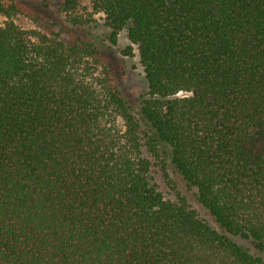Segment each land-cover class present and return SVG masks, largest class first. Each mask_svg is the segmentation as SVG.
<instances>
[{
  "label": "trees",
  "instance_id": "trees-1",
  "mask_svg": "<svg viewBox=\"0 0 264 264\" xmlns=\"http://www.w3.org/2000/svg\"><path fill=\"white\" fill-rule=\"evenodd\" d=\"M91 8L0 0V264H264V0Z\"/></svg>",
  "mask_w": 264,
  "mask_h": 264
},
{
  "label": "rangeland",
  "instance_id": "rangeland-1",
  "mask_svg": "<svg viewBox=\"0 0 264 264\" xmlns=\"http://www.w3.org/2000/svg\"><path fill=\"white\" fill-rule=\"evenodd\" d=\"M92 12L91 8V0H81V13L84 15H88V13ZM95 21L91 24L88 29L89 39L94 42L99 48L102 50H107L109 46L108 42V33L109 30L104 26V15L103 14H96L94 15ZM4 19H1L3 22ZM15 22L23 27L26 30L34 29V25L25 18L18 17L15 19ZM129 45V40L127 38L126 32H123L119 37V44L118 49H123ZM125 64L127 69L131 73V78L129 81L125 82V88L127 91L137 92L140 88L145 87V78L143 74L142 67L139 63L138 53L135 51V56L132 58H124ZM171 175V173H170ZM155 182L159 186L160 191L164 194L165 197L168 199H174L175 192L168 186V181L165 178L164 174L161 172L155 173ZM181 192L188 198L190 204L194 209H198L200 214L203 217H207L205 211L202 210L194 200V193L193 191H188L183 186L180 188ZM235 241L253 252L254 254H259L260 256L264 257V253H261L255 249L254 244L251 241H246L243 239L235 238Z\"/></svg>",
  "mask_w": 264,
  "mask_h": 264
}]
</instances>
